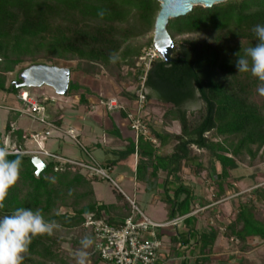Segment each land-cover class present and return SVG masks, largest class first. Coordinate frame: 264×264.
<instances>
[{"label": "trees", "instance_id": "obj_1", "mask_svg": "<svg viewBox=\"0 0 264 264\" xmlns=\"http://www.w3.org/2000/svg\"><path fill=\"white\" fill-rule=\"evenodd\" d=\"M160 10L157 0H0V93L16 95L25 90L14 83L8 86V76L34 65L75 63L72 73L90 78L105 75L119 86L138 85L136 93L122 89L120 94L134 103L139 101L144 78L146 105L154 101L162 110L164 129L179 123L181 131L165 133L148 124L152 139L128 141L121 154L138 155L136 178L147 191L159 188L158 180L165 174L161 201L170 220L182 219L179 225L187 228L178 225L172 238L179 257L190 258L193 264H236L228 250L219 260L213 259L221 240L242 256L264 244V186L256 181L262 177L259 166H264V95L258 91V78L250 72L238 73L234 55L244 56L245 49L258 43L252 29L264 25V0H228L210 9L195 6L187 16L170 20L173 61L167 64L156 58L145 71L144 52L153 47L151 34ZM72 86L70 82L67 96L75 92L79 105L88 107V90L77 94L74 90L81 86L75 82ZM197 98L202 102L200 111L183 109ZM22 116L16 111L8 116L4 136L10 145L25 147L29 140L16 128ZM169 141L175 144L173 153L159 155L155 144ZM0 147H5L1 134ZM16 158L22 160L20 179L9 190L0 217L19 207L39 209L46 220L61 226L52 236L33 238L23 264H75L80 240L85 235L93 238V231L83 227L87 216L105 215L118 228L131 215L122 194L116 205L97 201L93 184L98 178L68 167L56 170L55 162H48L37 177L32 157H8ZM240 167L253 171L246 199L224 221L206 209L207 223L202 226L200 217L193 215L199 207L196 187L184 180V172L189 170L194 177L208 172L213 201L219 202L233 191L235 182L244 180L234 175ZM87 251L88 264H98L91 248ZM239 264L252 262L244 257Z\"/></svg>", "mask_w": 264, "mask_h": 264}, {"label": "rangeland", "instance_id": "obj_2", "mask_svg": "<svg viewBox=\"0 0 264 264\" xmlns=\"http://www.w3.org/2000/svg\"><path fill=\"white\" fill-rule=\"evenodd\" d=\"M151 36L154 37V32L151 34ZM153 51H154V46L152 48L146 49L144 52L143 61H145V62H143V63H145L144 64L145 71H147L150 67L149 59L151 58L152 55L154 56L155 52H153ZM148 54H149V56H148ZM159 57L160 56L157 54L156 58H159ZM156 58H154V59H156ZM57 65L60 67H67V68H71V69H74L76 67L75 63H72V64L58 63ZM21 72L22 71L18 70L15 73L10 74L8 76V86H10L12 83L18 81V77H19ZM74 81H79L82 85H86L85 89L88 90L86 93H89V94L91 93V90H90V88H88V85H90L91 83H93L95 81H103V83L108 84L107 87H109L111 92L116 97H120V94L122 93V89H125L130 94L136 93L139 89L138 85L124 84L123 86H119L111 78H109L105 75H101L97 78H90V77H87L81 73L73 72L71 75V89H73L72 82H74ZM142 84H143V82H141V85ZM83 89H84V87L81 86L78 89L76 88L74 91H76L77 94H79L78 92H83L84 91ZM26 90L30 91L33 96L40 97V96L44 95L51 100L46 105L47 106V108H46L47 120H53L55 117L63 115L64 116V124H65L66 128H69V127L82 128L86 133L87 132L88 133H94L95 135H98L100 137L104 136L103 138H105V142L109 138H113V139L118 138V134L116 131H111V130L106 131V132L103 131V129L100 125L101 120L99 121L97 119V116L99 114L98 113L99 112L98 107L96 110H93L90 112L85 111L84 107H83L82 111H81V109L79 112H77L75 110V107H77V104H79V98H78L79 96L75 95L76 94L75 92L73 93L74 95L61 97V96L56 95L54 93V91L48 87L40 88V89H26ZM22 91H20V92H22ZM20 92L17 93L16 95L0 93V134L3 137V142L5 144V147H8L10 145V140L4 136L5 127H6V124L8 121V116L10 115L12 109H15V110H17L18 108L22 109L24 106V104L18 99ZM102 99H104V98H102ZM102 107L107 108V105L102 106ZM134 107L136 109L139 108L138 103H135ZM183 109L186 110L188 113L198 112L202 109V102L197 98V101L187 104L186 106H184ZM144 110H146L145 111L146 116L145 115L144 116H145L148 124L152 127L159 128L161 126V124H159V123H161L160 120H161V116H162L163 112L158 107V105L154 101H150L148 103V105H145ZM79 117H82V118L79 119ZM17 125L24 130H30V129L39 130L40 131L39 133L41 134V138L39 140L42 141V145L44 146L43 148L45 150L49 151L50 153L60 155V152H58L57 151L58 149H56V148H58L57 140H55V141L52 140V138L56 132L55 129H49L48 127L41 125L39 122L35 121L34 119H32L26 115H23L21 117V119L17 123ZM40 127H42V129H39ZM45 130H49V131L51 130L49 137L44 136ZM172 131L174 133H180L181 129H180L179 123L174 124ZM65 132H66V130H65ZM63 137H65L64 140L66 142L73 143L74 146H76V148L78 149V150L75 149V151L72 152L70 154V156L67 155V157H66V155H64L63 157H66L68 159L77 158V157L78 158L79 157L80 158L85 157V156H83V153L79 152V150L80 151H82V150H81V147H80L78 141L74 142V140H72V138L69 135H67V133H65V135ZM45 144H48V146L45 147ZM50 144L54 145L55 148L51 149V147H49ZM81 145H82V147H85L82 143H81ZM34 148L38 149L36 144H35ZM91 153H92V156L94 158H96L99 162L111 160V158L105 157V154L101 153L100 151H92L91 150ZM88 158H89L88 162L91 163V158L90 157H88ZM45 161H49V159H46ZM207 161H208V157L205 155L204 163L207 164ZM105 169H106L107 175L109 176V178L112 181H114L116 186L109 179H105V178H101V177L98 179V182L94 183V189L96 191V196H97V199L100 201V203H102V204L118 203V201H119L118 198L120 195L119 189H120L122 191V193L125 194L131 200H133L135 202L136 206L138 207V209L146 217L151 219L153 222H155V223L167 222L168 223L169 221H171L168 214L166 215V213H165L164 205L161 202H155L154 201V196H153L152 192H149L143 188H138L133 183L129 184L132 187L128 188L126 185L127 184L126 182H122V181L118 180L117 176H118L120 169L115 168L114 171H109L108 168H105ZM258 171H260V173L262 174V177H258L256 179V181L259 182L261 186H264V166L263 165L259 166ZM121 173L124 174L125 176H130L129 172L124 168L122 169ZM252 173H253V171L251 169L245 168V167H240L237 171L234 172V175L236 177H238V176L244 177V180L242 181V183L235 182L234 185H232L234 189H238V193H240V195L235 196V194H237V192L230 191L228 193L227 197L224 198V201L218 205V207H220L219 208L220 210L216 211V213H217V215L222 216V217H220L221 220L224 221V219H228L231 216L234 208H236L240 202H242L246 199L245 194H247L251 190L250 186L253 185V182L249 181L250 180L249 176ZM208 176H209L208 172H205L200 177H194L188 171L184 172V177H186V180L191 181L192 183L195 184L197 193L200 194V192H203L204 195H206V197L208 199L204 198V200H203L206 204L211 203L210 201H211L212 195H213V187L211 186L212 181L210 180V178H208ZM224 204H226V205H225V209L223 210ZM198 217H200L201 225L205 226V224L207 223L206 215L203 214V215H199ZM170 229H172V228H170ZM163 231H165V230H163ZM159 232H161V231H159ZM162 241H163L164 246H163L162 252L160 254L161 255L160 258H162L161 261H163V264H179L178 261L173 258L171 247L169 245L170 241L168 240V238L162 237ZM253 245H257V243L255 242V243H253ZM225 248H226V250H228V255H230V257H232L231 259L233 260V263H236V264L241 263V261H242V259H244V257H246V259L251 261L252 264H260L261 259L264 257V244H262L261 246H258V248L255 251H253V252H251L245 256L239 255L235 248H230V246H228L227 244H225Z\"/></svg>", "mask_w": 264, "mask_h": 264}, {"label": "built area", "instance_id": "obj_3", "mask_svg": "<svg viewBox=\"0 0 264 264\" xmlns=\"http://www.w3.org/2000/svg\"><path fill=\"white\" fill-rule=\"evenodd\" d=\"M154 56L150 55L149 63H151L157 56V51L154 49ZM149 56V54H148ZM141 85L139 91V101L137 112L129 113L131 130L135 133V144L138 143L140 137L152 139L148 131V122L143 119L141 115L142 110L147 104L146 95L148 90ZM26 90V89H25ZM23 90L20 92L18 99L24 104L21 110L12 109L26 115L41 125L49 129H56L53 122L46 118L47 104L51 101L48 97L42 95L40 97L33 96L30 91ZM101 104H105L101 102ZM110 111H122L124 108L119 104L117 99L110 100L107 104ZM44 136L49 137L50 131L45 130ZM72 140L76 141V137L69 132ZM41 134H33L29 136L38 147V149H28L26 146L9 145L6 147L10 155L13 156H30L40 157L44 161L49 159L48 162L58 163V168L68 167L75 171H82L89 175L91 178H105L112 181L106 173V169L91 161L88 163L79 162L76 160L68 159L59 154L50 153L45 150L42 141L39 140ZM155 143L154 140H152ZM112 183L116 186L114 181ZM120 194H123L119 189ZM131 205V215L124 220L120 227H114L109 223V218L105 215L101 218H96L92 215L86 217L84 229H91L93 231L94 245L91 248V255L95 256L104 264H158L160 254L163 249V241L159 237L160 232L170 228H176L182 219L171 220L165 224H158L146 217L136 206L134 201H129Z\"/></svg>", "mask_w": 264, "mask_h": 264}, {"label": "crops", "instance_id": "obj_4", "mask_svg": "<svg viewBox=\"0 0 264 264\" xmlns=\"http://www.w3.org/2000/svg\"><path fill=\"white\" fill-rule=\"evenodd\" d=\"M74 82L77 83L79 86H83L84 88L86 87V85H82L79 81H74ZM104 84L105 83H103V81H95V82L91 83L90 85H88V88H90V90H91V93L86 96V99L89 103V106L85 107V106H80L79 104H77V107H75V110L77 112H79L80 109L82 111V109L84 107L85 111L90 112V111L96 110L98 107V109H99L98 113L99 114L97 116V119L99 121L101 120L100 125H101L103 131L104 132L110 131V130L116 131L118 134V138L117 139L109 138L105 142V138H103L104 136L100 137L98 135H95L94 133H88V132L86 133L82 128H74V127L66 128L65 124H64V116L60 115L58 117H55L53 120H49L50 122H53L56 126V129H55L56 132H55V135L53 136L52 140L53 141L57 140L58 148H56V149H58L57 151L60 152L61 156H64V155H66V157H67V155L70 156V154L72 152H74L75 149L76 150H78V149L76 148V146H74L73 143L66 142L64 140L65 137H63V136L65 135V133H67V135H69V132H72V135L74 137H76V141L79 142V145L81 147L82 151L79 150V152L83 153V156L86 157V158L85 157L72 158L73 160L88 163V160H89L88 157H90L91 161L93 160L96 163H98L99 165H101L102 167L108 168L109 171H114L115 168H118V169H120L118 176H117L118 180L122 181V182H126L127 183L126 185L128 188H131L132 186L129 184L133 183L138 188L146 189V186L144 184L139 183L137 181V178H136L137 165H138V161H139L138 155L133 154V155H129V156H123L121 154L126 150V145H127L128 141H134L135 142V133L131 130V126H130L131 121L129 119V113L137 112V109L134 107L135 103L130 102L127 99H123L121 97H116L111 92L109 87H107L108 84H105V85ZM78 98L80 99V97H78ZM102 98H104V99H102ZM112 99H117L119 104L124 109L122 111H110V110H108V108L102 107V106H105L106 103ZM101 102H104L105 104H101ZM144 109H145V107H144ZM144 109L142 110V113H141L142 116L145 115L146 110H144ZM17 110H21V108H18ZM81 118L82 117H79V119H81ZM20 119L18 120V122L20 121ZM17 123H16V128L19 130H22L25 133V135H27L28 137L33 135V134H38L40 132L39 130H36V129L24 130L21 127H19L17 125ZM159 124H161V126L159 128H155V127H153V128L157 131H161V132H165V133L180 134V133H174L172 131L175 123L173 124V126L171 128H168V129H164L162 127V121ZM39 129H42V127H40ZM65 130H66V132H65ZM76 141H74V142H76ZM80 142L85 147H82ZM52 144L49 145V147H51V149L55 148L54 145H52ZM155 145L158 148V154L165 157V156H170L173 153L175 144L173 141H169L164 146H159L158 143ZM46 146H48V144H45V147ZM26 147L28 149L31 148V150H33V149H35L34 148L35 143L32 140H28L26 143ZM91 150L92 151H100L101 153L105 154V157L111 158V160L99 162L96 158H94L92 156ZM123 168L129 172L130 176H125L124 174L121 173ZM186 171L191 173L189 170H186ZM164 175L165 174H162V177L158 180V187L159 188H157L156 190L149 191V192L153 193L154 201L155 202H161L162 204H163V202L161 201V195H162L163 191L160 189V187L164 184V177H165ZM184 180L187 183L191 184L192 186L196 187L194 183H192L191 181H187L186 177H184ZM238 183H242V182H238ZM93 187H94V184H93ZM94 191H95V189H94ZM233 191L237 192V194H235V196L240 195V193H238V189L233 188ZM95 195H96V191H95ZM196 195H197V202L196 203L199 205V207H198V210L195 213H193V215H197V216L202 215L206 209L212 210L215 212L220 210L219 209L220 207H218V205L224 201V200H222L219 202H214L213 201V195H212V199L210 201L211 203L208 204L206 207H200V205H204V204L206 205V203L203 200H204V198H207V197H206V195H204L203 192H200V194H198L197 190H196ZM122 196L125 198V200L128 203H129V201H133L130 198H128L125 194H122ZM96 199H97V196H96ZM97 201H99V200L97 199ZM116 204H118V203L105 204V205H116ZM225 205L226 204L223 205V210L225 209ZM164 208H165V205H164ZM165 213H166V215L168 214L166 209H165ZM219 217H222V216H219ZM158 223L159 224H162V223L165 224L167 222H158ZM199 226H200V224L197 225V227H199ZM179 227L182 230H187V228L182 227V225H179ZM176 232H177V228L167 229L165 231H161L159 237L161 239H162V237L168 238V240L170 241L169 245L171 247L173 258L175 260H177L179 264H183L184 261H186V264H193L192 260L190 258L185 259V258H182V256L179 257V251L173 250L172 238H173V236H175ZM217 250L219 253L214 256L213 259H215V260H219L221 258V255L226 254L225 243L223 240H221L219 242V248ZM229 257H230V255H229ZM230 258H232V257H230ZM161 259L162 258H160L158 264H163V261H161ZM98 264H104V263H102L100 261Z\"/></svg>", "mask_w": 264, "mask_h": 264}, {"label": "clouds", "instance_id": "obj_5", "mask_svg": "<svg viewBox=\"0 0 264 264\" xmlns=\"http://www.w3.org/2000/svg\"><path fill=\"white\" fill-rule=\"evenodd\" d=\"M104 11L98 12L103 18ZM258 43L245 49L244 56L234 53L238 73H249L258 78L261 87L258 89L264 95V25L253 27ZM110 61L115 62V56L110 55ZM10 152L0 147V209L5 207L9 190L20 179L22 160L20 158L8 159ZM61 226L55 221L45 219L41 210L19 207L11 214L0 217V264H23L25 254L33 238L39 236H52ZM80 249L74 253L75 264H88V249L94 245L91 236L85 235L80 240Z\"/></svg>", "mask_w": 264, "mask_h": 264}, {"label": "water", "instance_id": "obj_6", "mask_svg": "<svg viewBox=\"0 0 264 264\" xmlns=\"http://www.w3.org/2000/svg\"><path fill=\"white\" fill-rule=\"evenodd\" d=\"M160 12L156 18L153 46L160 58L167 64L171 63L175 44L167 31L169 21L190 14L195 6L210 9L228 0H157ZM72 71L57 65H34L23 70L14 85L18 89H40L48 87L58 96L68 95ZM36 168V176L47 169L48 164L40 157H32Z\"/></svg>", "mask_w": 264, "mask_h": 264}]
</instances>
